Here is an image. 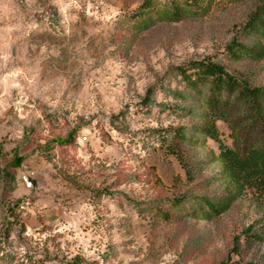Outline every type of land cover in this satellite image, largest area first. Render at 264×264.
I'll return each mask as SVG.
<instances>
[{
  "label": "rangeland",
  "instance_id": "1",
  "mask_svg": "<svg viewBox=\"0 0 264 264\" xmlns=\"http://www.w3.org/2000/svg\"><path fill=\"white\" fill-rule=\"evenodd\" d=\"M259 1L202 0L140 30L143 0H0V264L264 263V196L222 179L218 142L194 129L176 144L183 162L167 153L164 130L201 122L159 106L197 105L171 91L183 89L175 68L204 57L264 85V59L226 54L236 37L255 42L241 31ZM181 195L236 198L204 219L191 200L171 207Z\"/></svg>",
  "mask_w": 264,
  "mask_h": 264
},
{
  "label": "trees",
  "instance_id": "2",
  "mask_svg": "<svg viewBox=\"0 0 264 264\" xmlns=\"http://www.w3.org/2000/svg\"><path fill=\"white\" fill-rule=\"evenodd\" d=\"M202 0H168L165 4L155 0H143L137 11L132 13L135 24L141 30L148 29L156 18L168 22H177L188 14H196L201 10ZM211 1V0H205ZM241 34L255 42L243 43L234 38L226 47V54L232 60L243 57L260 61L264 59V0H260L255 9L249 14ZM257 42V43H256ZM183 85L182 91H171L174 98L181 103L194 100L197 105L184 107L178 104L171 106L172 112H181V115H194L201 124L187 127L179 125L168 127L160 134L162 146L169 154H175L179 160L178 142L192 143L188 135L194 129L200 134L196 143L204 146L205 139L211 138L218 142L219 152L216 161L220 167L222 179L226 180L239 193L249 188L260 196H264V85H254L242 76L230 72L222 63L210 57L188 61L175 68ZM152 90L149 89L143 102L146 106L151 104ZM218 121L225 122L231 130L233 145L227 146L221 142ZM76 131L72 130L64 137L58 139L61 145H69L75 140ZM171 136V141L169 140ZM23 161L22 156H15L10 166L17 169ZM9 179L14 174L7 171ZM235 195L217 200L214 197L204 196H176L171 201V207L180 209L184 202L192 201L191 208L194 214L204 219H211L225 211ZM169 218L170 213H165ZM226 264H264L256 262L226 263Z\"/></svg>",
  "mask_w": 264,
  "mask_h": 264
},
{
  "label": "built area",
  "instance_id": "3",
  "mask_svg": "<svg viewBox=\"0 0 264 264\" xmlns=\"http://www.w3.org/2000/svg\"><path fill=\"white\" fill-rule=\"evenodd\" d=\"M22 181L24 184L27 185V187H30L32 185V181H31L30 177L27 175L22 176Z\"/></svg>",
  "mask_w": 264,
  "mask_h": 264
}]
</instances>
